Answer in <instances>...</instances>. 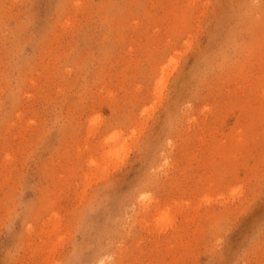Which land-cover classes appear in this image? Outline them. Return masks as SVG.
<instances>
[{
    "label": "rangeland",
    "instance_id": "obj_1",
    "mask_svg": "<svg viewBox=\"0 0 264 264\" xmlns=\"http://www.w3.org/2000/svg\"><path fill=\"white\" fill-rule=\"evenodd\" d=\"M0 264H264V0H0Z\"/></svg>",
    "mask_w": 264,
    "mask_h": 264
}]
</instances>
